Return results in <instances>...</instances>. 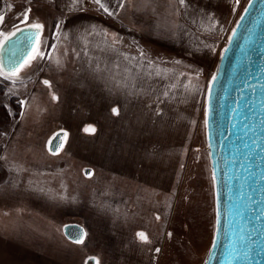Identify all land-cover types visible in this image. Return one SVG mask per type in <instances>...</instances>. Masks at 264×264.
Wrapping results in <instances>:
<instances>
[{"label":"rangeland","instance_id":"1","mask_svg":"<svg viewBox=\"0 0 264 264\" xmlns=\"http://www.w3.org/2000/svg\"><path fill=\"white\" fill-rule=\"evenodd\" d=\"M195 1L150 0L128 30L89 0H0V32L27 26L30 9L45 53L0 75V264H204L216 226L207 92L249 0H223L232 7L216 16L229 22L205 49L182 30V15L197 24ZM58 129L66 141L51 154Z\"/></svg>","mask_w":264,"mask_h":264},{"label":"water","instance_id":"2","mask_svg":"<svg viewBox=\"0 0 264 264\" xmlns=\"http://www.w3.org/2000/svg\"><path fill=\"white\" fill-rule=\"evenodd\" d=\"M245 8L219 54L207 92L216 226L204 264H264V0L248 1ZM20 28L0 46L5 71L22 62L35 43V30ZM66 136L65 129L53 132L46 150L58 153ZM71 229L79 231L74 238ZM62 232L71 240L83 234L77 223L63 224Z\"/></svg>","mask_w":264,"mask_h":264},{"label":"crops","instance_id":"3","mask_svg":"<svg viewBox=\"0 0 264 264\" xmlns=\"http://www.w3.org/2000/svg\"><path fill=\"white\" fill-rule=\"evenodd\" d=\"M163 1L165 0H160V3L163 4ZM103 3L109 9H111L112 13H114V16H115L114 21H116L119 26H126L125 28H127L128 30H131L132 29L131 19L135 15L134 13L138 12V8H141L142 10L149 9L148 7L150 4V0H123V7L120 6L121 0H111V3L110 1L109 3H106V1H104ZM201 5L203 7H200L199 0H196L195 3L192 4L194 8L198 9L196 11V16L194 18V22H196L197 24L194 25V23L190 24V21H184L183 19L184 15H182L183 22L186 23L187 25H191L190 30L192 31H189V32L185 31V26L183 27L182 30H183L184 36L187 35L188 38H191V36L195 37V41L201 42V44L198 45L199 48L203 47L205 49L207 44L206 42L203 43V41L206 39L210 40L212 44L209 43L208 45L212 46L214 42H216L215 38L219 34L218 31L220 32V29L222 28L221 26L223 25L225 27L226 23L229 22L228 20H226L227 18L225 17V15L222 18L216 15L220 13L219 10H224V7H226V11L229 10L232 7V4L230 1L220 2L219 0H201ZM207 28H209L210 33L205 31L206 32L204 33L205 35L195 31V30L197 31L205 30ZM212 28H214V31L217 29V33L215 32L216 34L212 31ZM195 41H193L192 45L190 46L192 51H195V47L193 48V44ZM122 44L124 45V43ZM118 46L120 47L121 44ZM124 51H126V49H123V53Z\"/></svg>","mask_w":264,"mask_h":264},{"label":"snow or ice","instance_id":"4","mask_svg":"<svg viewBox=\"0 0 264 264\" xmlns=\"http://www.w3.org/2000/svg\"><path fill=\"white\" fill-rule=\"evenodd\" d=\"M90 3H93L95 5L98 6L99 10H102L104 13H106L109 16L114 15V13H112L111 11H109V8L102 2V0H89ZM185 2V0H180L181 5H183ZM240 0H236V3L239 4ZM252 0H249V4H251ZM73 5H82L84 3V0H72ZM120 6L123 7V0H121ZM234 10V9H233ZM248 9L245 8V11H247ZM29 11L30 9L26 10L23 14V20H21L22 24H27V26L31 29L35 30L34 33V39H35V43H33L31 45V51L28 53L27 57L23 59L22 62L19 63H14L13 66L11 68H9L7 71L4 70V66L3 64H0V75H4L7 76L8 78H18V74L21 71V69H23L24 67L30 65V63L39 58H43L45 53H43L42 51H40L39 48V44H40V33L41 30L43 29V25L37 22H33V23H28L29 21ZM5 18L4 16L0 15V24H2L4 22ZM57 27L59 28V24L57 25ZM21 31V28L19 26H15V31L9 32L7 34L0 32V36L3 37L2 40H0V46H3L4 41L8 40L10 37H13L16 35L17 32ZM233 32H235V29H233ZM229 39H231V37H229ZM213 79H215V75H213ZM43 83L45 85L49 84V81L45 80L43 81ZM53 100L56 99V96L53 95L52 97ZM112 113L114 115L118 114V109L113 107L112 108ZM205 115L207 116V109H205ZM205 123H207V120L205 121ZM86 132L87 131H95V129L92 126H86L84 129ZM91 173H89L90 175ZM157 219H159V217H157ZM137 238L142 241V242H148V237L145 233L143 232H138L137 234ZM172 234L169 233V236H171ZM76 243H82L83 242V237L81 236L79 239H77L75 241ZM157 252L160 251L159 248L156 249ZM94 259V258H92ZM96 264H99V261L96 262Z\"/></svg>","mask_w":264,"mask_h":264},{"label":"flooded vegetation","instance_id":"5","mask_svg":"<svg viewBox=\"0 0 264 264\" xmlns=\"http://www.w3.org/2000/svg\"><path fill=\"white\" fill-rule=\"evenodd\" d=\"M70 232H71V237L74 238V234H73V233H76L77 230H75V229H71ZM78 232H79V231H78ZM78 232H77V233H78ZM83 233H84V232H83ZM75 236H78V234L75 235ZM82 236H83V234H82ZM73 240H77V239L75 238V239H73ZM91 257H92V256H91ZM94 258H95V257H94ZM95 260H96V258H95ZM85 264H91V263H90V260H89V257H88V259L86 260ZM95 264H96V261H95Z\"/></svg>","mask_w":264,"mask_h":264},{"label":"bare ground","instance_id":"6","mask_svg":"<svg viewBox=\"0 0 264 264\" xmlns=\"http://www.w3.org/2000/svg\"><path fill=\"white\" fill-rule=\"evenodd\" d=\"M117 259H119L118 255H117V257L115 258V260L117 261ZM137 259H138V257H137Z\"/></svg>","mask_w":264,"mask_h":264}]
</instances>
